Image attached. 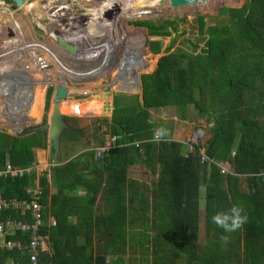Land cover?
<instances>
[{
    "label": "trees",
    "instance_id": "obj_1",
    "mask_svg": "<svg viewBox=\"0 0 264 264\" xmlns=\"http://www.w3.org/2000/svg\"><path fill=\"white\" fill-rule=\"evenodd\" d=\"M220 14L228 17L227 25L206 27L207 37L199 53H169L158 58L151 74L140 76V103L134 96L113 99L110 120L103 119L102 123H108L106 133L117 137L116 144L122 147L108 152L99 162L94 160L91 151L83 152L94 167V173L103 171L112 187V193L101 204L91 205L97 187L94 176L87 185H79L85 191L83 197L71 195L79 183L73 180L79 176L76 160L69 163L73 168L71 174L67 167L51 168L56 192L48 199V192L42 190L38 201L41 205L40 233L47 235L51 252L40 253L36 264H106L105 254L111 257L109 264H122L119 258L125 254L126 244H116L115 237L122 238L126 229L141 219H149L158 238L153 240L154 244L160 246L152 264H175L173 258L179 256H185L182 264H264V173L258 175L264 172V0H249L241 9H223ZM196 22L197 33L202 35V18L197 17ZM135 25L149 29L151 22H136ZM165 28L159 25V31L150 32V35L168 36ZM134 33L132 39L138 38L140 34L136 30ZM142 41L139 49L146 53V37L139 42ZM147 47L149 58L156 57L159 43L152 41ZM195 49L196 46H192L191 50ZM37 78L40 95L54 78L48 72ZM45 79L48 80L43 83ZM124 85L130 91H138V86H131L128 81H124ZM50 96L42 97L34 111L30 119L34 127L39 126L41 108L49 107ZM184 106L211 121L210 135L203 142L204 155L213 162L219 154L224 155L223 159L234 174L245 176L241 186L235 175L220 174L214 163H201L197 154L182 156L181 145L176 141L164 144L148 141L143 145V159L139 149L128 146L136 139H151L155 123L149 122L147 110ZM14 107L0 112V127L11 124L9 113L19 117L21 111H14ZM236 138L234 150L229 154L231 141ZM35 146L44 147V138L38 133L20 139L0 133V169L6 162L16 168L30 166L33 161L31 148ZM149 161L160 167L150 205L142 197V191L136 190L131 182L127 183L125 176L129 165L140 163L149 168ZM64 180H72V187H65ZM27 181L30 178L0 181L1 196L28 199L24 192ZM223 183L226 193L222 190ZM128 184H131L129 195L126 193ZM200 188L204 190L205 244L202 247L197 245ZM127 205L130 212H127ZM234 205L244 209L248 221L234 233H223L212 223L211 217L227 212ZM134 210H140L139 217L133 216ZM68 214L76 217L72 226L68 225ZM48 216L54 220L53 226L46 227ZM94 230H100L101 235L108 234L107 251L102 256H94L92 252ZM222 235L228 236L226 244L220 240ZM80 237L83 242L78 244ZM11 238L26 244L29 234L15 233ZM169 252L172 253L170 257ZM7 261L30 264L23 252L0 250V264Z\"/></svg>",
    "mask_w": 264,
    "mask_h": 264
},
{
    "label": "rangeland",
    "instance_id": "obj_2",
    "mask_svg": "<svg viewBox=\"0 0 264 264\" xmlns=\"http://www.w3.org/2000/svg\"><path fill=\"white\" fill-rule=\"evenodd\" d=\"M246 1L249 0L207 1L197 2L191 6L172 8L168 6L167 0H0V46L3 45L5 47L3 40L13 39L15 34L20 33L18 28L10 30V26L7 25L9 24L8 18L1 17L4 11L13 13L14 19L19 21L18 23L20 24V30L24 35L25 42L28 41L20 46H15V43L13 47H7L5 50L0 47V112L4 113L13 106H15L14 111L15 109H20L21 111L19 117H15L16 115L13 116L9 113L10 116L8 118L12 116L11 124L0 127L1 133L8 132L15 136H23L33 132L27 129L30 126V119H32L41 97V94L39 95V92L37 93V90L34 89V86L40 85V80L37 77H31V73L36 69L39 74L48 72V75H53V81L55 80L54 86L57 82L61 81L67 87L72 88L73 93L70 92L66 97L67 99L64 100L65 104L69 107L72 104L71 102L77 100L81 104L86 100L89 102L95 101L93 104L97 105L98 112L95 115H83L86 103L82 104V114L79 117L73 118L70 116L71 108L68 111L63 109L65 122L74 130L62 133L59 142V150H61H58L57 155L51 153L52 160H50L49 165L54 166L58 164L60 167L70 168L69 173L71 174L73 168L69 163H73L76 160L77 164L75 168L79 176L73 180L79 182L77 186L79 189H76L75 193L83 197L85 191L79 185L83 183L87 185L90 179L95 178L94 181L97 187L90 201L92 207H96L95 205L101 204L104 198L112 193L110 182H108L105 173L102 171L97 174L94 173V167L89 164L88 158L84 157L87 148L96 146L99 140L105 137L104 131L108 123L102 122H104L103 119L109 121L110 114L106 115L100 112L101 106H104L105 103L102 101V96L106 97L105 100L112 105L111 109H113V99L115 97L127 98L134 96L140 103L139 99L141 95L139 87L137 93L133 91L129 93V89L124 85V81H128L131 86L138 85L139 76L151 74L158 58L169 53H199L203 49L207 37L204 34L205 28L208 26L221 27L227 25L228 17L220 14V11L223 9H241ZM18 17L20 18L18 19ZM197 17L202 18L204 25L202 35L197 33ZM144 21L151 22L149 29L135 25L136 22ZM84 22H87V25L89 22H94L97 25L94 30L96 31V28L99 29L88 38L85 39L84 37L82 43H77L71 38L63 36L64 33L68 34L69 32L80 31L83 28ZM57 24L65 25V27H58ZM159 25H165V31L168 33V36L153 37L150 35V32L159 31ZM92 27V25L88 26L89 29ZM173 29H175V32H173ZM135 30L140 35L138 38L132 39L134 38L132 34H135ZM58 31L63 32L61 33L62 35L58 34ZM144 37L147 39L145 46L146 53L140 52L143 41H139ZM152 41L159 43L160 49L156 53V57L151 56L152 58H149L146 64L149 68L144 70V66L141 63L138 64L139 60L133 59L134 56L132 54H135L137 57H141V55L143 57L150 56L147 46ZM192 46H196L195 51L191 50ZM64 47L69 48L64 49ZM118 49L122 51V55L119 57L120 60L117 54ZM50 50L56 52L71 50L73 51L71 52L73 56L68 57V52L65 53V57H61V53H52L54 55H51ZM106 55L116 60H112L111 62V64H114L112 69L108 70L104 67L106 71L102 75V71L100 73L97 72V68H103L101 65ZM35 60L39 64L46 61L47 66L38 69V65L34 63ZM108 60L111 59H107L106 61ZM151 65L152 67L150 68ZM55 70L60 72L59 76L62 74L61 77L63 79H60V81L56 79L58 75L56 76ZM72 73L73 76L74 74L76 75L75 78L71 77ZM78 77L81 81H75V79L78 80ZM24 78L25 80L27 79L26 86L23 85ZM107 78H110L111 82ZM116 79H119V83H117ZM46 80L48 79H45L43 83L47 82ZM22 87L23 90L21 89ZM53 91L51 85L46 86L43 98L47 99L53 94ZM82 93L85 94V99H83ZM147 113L148 119L151 122L157 123L158 126L161 125L159 122L172 126L170 137L174 140H190L194 145H201L210 135L208 130L211 127V121L207 120L206 116H198L189 106L180 108L164 107L147 110ZM48 116V108L43 106L39 122L44 121ZM66 119H73L74 121L70 123ZM1 121H4V119ZM164 128L168 129V127ZM78 129L81 132H78ZM196 129H202L203 132L200 137L196 136L197 141H193V136L197 133ZM236 140L237 138L231 141L229 154L233 152ZM44 143H46L45 138ZM86 144L88 146L84 148ZM182 151L180 154L184 155L185 149H182ZM42 155L43 153H41ZM141 156L142 158L144 157L143 151ZM223 156L219 154L217 161L221 163L227 162L223 159ZM37 160L41 162L42 158ZM148 167L142 164L129 167L127 183L131 182L136 187V190L142 191V197L150 205L153 191H155V175L159 173V166L154 161H149ZM49 173H51V170L48 172V176ZM47 178L42 177L40 179ZM63 182L65 187L68 188L71 186L72 180H64ZM130 186L131 184H128L126 187L128 195L131 192ZM239 186H241V183ZM50 188H52V185ZM222 190L226 193L224 183ZM203 194L204 190L200 188L197 205V245L201 247L205 244L204 214L203 208L199 206L203 200ZM134 203L138 204L135 200ZM137 207L138 205H135L136 209ZM129 208L127 205V212ZM139 212L140 210H134L132 214L134 217H139ZM69 223V226H71L72 222ZM94 231L96 233L92 237V252L94 256H102L107 251L108 234L101 235L100 230ZM96 238H99V240ZM155 238L158 239L156 232L151 229L149 219L148 221L141 219L140 222L135 221V223H132L126 229V233L122 238L115 237L116 244H126V252L119 258L121 263L152 264V258L158 253L160 247L154 244L153 240ZM82 242L83 238L77 239L78 244ZM162 248H165V245H162ZM238 249L240 250V245H238ZM171 254L169 252L168 257ZM104 257L107 259V264H109L111 257L108 254H105ZM173 259L175 264H182L185 256Z\"/></svg>",
    "mask_w": 264,
    "mask_h": 264
},
{
    "label": "clouds",
    "instance_id": "obj_3",
    "mask_svg": "<svg viewBox=\"0 0 264 264\" xmlns=\"http://www.w3.org/2000/svg\"><path fill=\"white\" fill-rule=\"evenodd\" d=\"M139 78H140V76H139ZM138 87L140 89V81H139V86ZM69 93L70 92H67V95ZM67 95H66V97H67ZM81 95H82V97H84L83 99H85V94L82 93ZM66 97L64 98V100L67 99ZM64 100H62L63 103H65ZM68 103H70V102H68ZM71 103H72L71 104L72 106L73 105H76V104H79V106H80V112H79L78 115H72V112H70L71 113L70 116L73 117V118L74 117H79V115L82 114V112H81V110H82L81 109L82 104L84 105L85 102L81 104L77 100V101H73ZM72 106L70 107L71 109H72ZM103 107L104 106H101V110H100L101 113H103L102 112ZM86 108H88V109H85V112L83 113V115H85V116L95 115V114H91V112H90L91 109H92V104H90L89 106H86ZM111 108H112V106H111ZM95 109H97V108H95ZM111 112H112V109L109 112L110 116H111ZM106 115H108V114H106ZM64 118H65V116H64ZM149 122H151V121L149 120ZM40 123L41 122H39V124ZM152 123H154V122H152ZM160 123H161V125L163 127L159 128L160 125L159 126L157 125L156 128H153L151 130L152 131L151 132V139H146V138L145 139H141V140H137L136 139V140L131 141L128 144V146H133L134 148L139 149L141 159H143L142 156H141V153L144 150L143 145L145 143H147L148 141H151V142H154V143H157V144L158 143H163L164 144V143H167V142L176 141L177 143H179L181 145L180 148H179L181 153L183 152L182 149H185L184 155L181 154L182 156L185 157L188 154H197V156L200 158L199 150H202L203 151L202 152L203 153L202 155H204V147H203V144H201V145H194L190 140H184V141L174 140V139H172L170 137L171 136L170 129L172 128V126H170L169 124H164L163 122H160ZM155 125H156V123H155ZM164 127H168V129H166ZM70 128H71L70 131L74 130L72 127H70ZM79 130L80 129H78V131ZM196 130H197V133L194 134L193 141H197L196 136L198 135L200 137L201 133L203 132L202 129H196ZM70 131H68V132H70ZM1 132L2 131H0V133ZM35 133L36 132L33 131V132L28 133V134L23 135V136H15V135H13L11 133H8V132H6V133L4 132V133H1V134L8 135V136L13 137L15 139H20V138H24V137H27L29 135L35 134ZM104 133H105V137H103L102 139H100L99 140V143L96 146L90 147V148H87L86 149V151H91L92 152L93 158L97 162H99L100 160H102L104 158V156L108 152H111V151H113L115 149H118V148H121L122 147L121 144L120 145L116 144L117 137L109 135L108 133H106V130L104 131ZM38 134H40V133H38ZM40 135H42V134H40ZM42 136H43V138H45V142H46L45 135H42ZM59 142H60V138H59ZM86 147L87 146H85L84 148H86ZM59 148L60 147L58 146V149ZM33 149H36L35 150V153H36V151H39L40 153L45 154L46 155L45 161L40 162V161L35 160V158H34L35 155H34V152L32 151ZM100 149H102V151H101V154H100V158H98V157L95 156V153H96V150H100ZM43 151H45V152H43ZM51 153L54 154V152H51ZM51 153L48 155L46 143H44V147L43 148L36 147V146L35 147H32L31 148V155H32V160L33 161H32V164L30 166H27L25 168H16V167L11 166L8 162H6L4 164V167L2 169H0V170H4L6 166H10L11 168L22 170L23 171L22 172V175L21 176H16V177H6L5 179H2L0 181L7 180V179H19V178H22V177H27V178H30V181L32 182V184H30V181H27L24 184V189H25L24 192H25V194H26V190L31 189V188L32 189L33 188H39V189H41V192H42V190H46L48 192V185H49V183H50V185H52V179L50 178L51 173H49V176H48V172H50L51 168H53L54 166H57L58 165V164H56L54 166L53 165H49ZM204 157H205V155H204ZM205 158H206L207 163L210 165V163H212L211 159H207V157H205ZM206 161H204V162H206ZM215 162H216L215 165L218 168V171H219L220 174H222L224 176L227 175V174L233 175V176L235 175L234 172H233V170H232V167L227 162H222L221 163L220 161H217V160H215ZM136 164H140V163H136ZM158 168L160 170V167H158ZM27 170H29V172H27ZM263 173L264 172L261 171L258 175H261ZM156 174H158V173H156ZM125 176H126V172H125ZM157 176L158 175H155V181L157 179ZM235 176L239 180V184L244 182V179H245V176L244 175H241V176L235 175ZM42 177H45V178L48 177V178L47 179H40ZM36 178H38L39 183L35 182V179ZM126 180L128 181L127 178H126ZM155 181H154V183H155ZM0 195H1V190H0ZM3 199H6V198H3ZM11 199H13V198H11ZM15 200H17V199H15ZM199 206L201 208L204 207L203 200L201 201V203H200ZM243 213H244V209L241 206L234 205L227 212L217 213V214L213 215L211 217V221H212L213 224L216 225L217 228L221 229L223 231V233H234V232L240 230L247 223V221H248L247 215L246 214H243ZM2 215L5 216L6 214H2ZM11 216L15 220L16 219L18 220V219L21 218L18 214L16 215V214L11 213ZM13 216H17V218H14ZM24 218L26 219V217H24ZM53 225H54V220L50 216H48L47 217V220H46V227H50V226H53ZM41 226H42V224H40L39 227H38L39 233H40ZM40 234H42V233H40ZM42 235L46 237V244H47L46 245V251L43 252V253L49 254L51 251H50V247H49L48 237H47L46 234H42ZM220 240L224 244H226L227 241H228V236L227 235H222L220 237ZM105 263L107 264V259L105 260Z\"/></svg>",
    "mask_w": 264,
    "mask_h": 264
},
{
    "label": "built area",
    "instance_id": "obj_4",
    "mask_svg": "<svg viewBox=\"0 0 264 264\" xmlns=\"http://www.w3.org/2000/svg\"><path fill=\"white\" fill-rule=\"evenodd\" d=\"M72 115H78L80 112L79 104L73 105ZM102 149L96 150L95 156L100 158ZM203 151L199 150L200 162L206 161ZM216 164V162L212 161ZM22 170L6 166L0 170V180L6 177H16L22 175ZM29 172V170H27ZM28 199H3L0 195V250L15 249L18 252L27 254L30 264H36V259L40 253L46 251V237L39 233L38 227L41 224V205L38 203L41 189L31 188L26 190ZM11 213L18 214L20 219H13ZM2 214H6L3 216ZM26 217V219L24 218ZM29 218V219H28ZM52 223V222H51ZM19 233L20 235L29 234L26 244H22L19 239L11 237Z\"/></svg>",
    "mask_w": 264,
    "mask_h": 264
},
{
    "label": "water",
    "instance_id": "obj_5",
    "mask_svg": "<svg viewBox=\"0 0 264 264\" xmlns=\"http://www.w3.org/2000/svg\"><path fill=\"white\" fill-rule=\"evenodd\" d=\"M207 1H216V0H167L168 6L172 8L182 7L185 5H193L197 2H207ZM66 90L63 88H57L54 91V100L56 103L63 100L66 97ZM96 104H92L91 114H97ZM111 106L107 101L104 103V107L102 112L104 114H109ZM71 128L66 124L64 116L59 114L57 111V107L55 106L47 119L42 121L39 126L34 130L36 133H40L45 135L46 137V145H47V153L48 155L51 152L55 154L58 153L59 146V138L64 131H70Z\"/></svg>",
    "mask_w": 264,
    "mask_h": 264
},
{
    "label": "bare ground",
    "instance_id": "obj_6",
    "mask_svg": "<svg viewBox=\"0 0 264 264\" xmlns=\"http://www.w3.org/2000/svg\"><path fill=\"white\" fill-rule=\"evenodd\" d=\"M218 0H216V2H217ZM131 5V4H130ZM129 5V6H130ZM185 6H191V5H185ZM178 8H181V7H178ZM87 9V8H86ZM90 9V8H89ZM50 17V16H49ZM88 17H90V16H88ZM8 18V20H9V24H7L8 26H10V30H14V29H17L18 28V30L20 31V33L19 34H15V36H14V38L12 39H10V40H3V44L5 45V47L3 46V45H1L0 47H2V48H4V50L5 49H7V47L8 48H10V47H13L14 45H15V43H16V45L15 46H20V45H22L23 43H27L28 41H26L25 42V38H24V35L22 34V31L20 30L21 29V27H20V24L18 23L19 21H17L16 19H14V16H10V17H7ZM20 17H18V19H19ZM5 20V19H4ZM12 21V22H11ZM21 21V20H20ZM3 22H5V21H3ZM22 22V21H21ZM6 23V22H5ZM22 24V23H21ZM90 25H92L93 27L91 28V29H89L88 28V26H90ZM24 26V25H23ZM22 26V27H23ZM57 26L58 27H65V25H62V24H57ZM97 25H96V23H91V22H89V24L87 25V22H84L83 23V28L80 30V31H77V32H69L68 34H66V33H64L63 34V36L65 35V36H67L68 38H71L73 41H75V42H77V43H82V40H83V38L85 37V39L86 38H88L90 35H92L93 33H95L99 28H96V31L94 30L95 29V27H96ZM8 29V28H7ZM27 30V29H26ZM25 32V31H24ZM65 32V31H64ZM61 33H63V32H59L58 31V34H61ZM88 34H90V35H88ZM62 35V34H61ZM15 37H16V39H15ZM63 39V38H62ZM26 40H28V39H26ZM63 40H65V41H68V40H66V39H63ZM0 41H1V39H0ZM19 41V42H18ZM81 41V42H80ZM10 42H11V44H10ZM69 42V41H68ZM69 47H64V49H68ZM2 50V49H1ZM53 53H57V54H59V53H61V57H65L66 55H65V53L66 52H68V55L69 56H71L73 53H71V52H73V51H71V50H67V51H63V50H61V51H59V52H56V51H52ZM68 56V57H69ZM67 57V58H68ZM67 58H65V59H67ZM69 60V59H68ZM37 60H35V64H37L38 65V69H40V67L42 68L44 65H46L47 64V62L45 63V61H44V63H42V64H39V63H37L36 62ZM89 62H90V60H89ZM86 65H87V63H86ZM101 67H103V66H101ZM112 67V66H111ZM64 68V67H63ZM94 69H95V67H94ZM98 70L97 71H99V72H101L102 71V73L104 72V71H106V69L103 67V68H97ZM108 70H110V69H108ZM38 70L36 69V70H34L32 73H31V77L32 78H34V77H37L38 75H39V73L37 72ZM72 76H73V73H72ZM74 76H76L75 74H74ZM23 85L24 86H26L27 85V79L26 80H24V83H23ZM22 85V86H23ZM23 88V87H22ZM57 88H63V89H65L66 90V93L67 92H69V89H68V87L63 83V82H58L57 83V85H56V87H55V90L57 89ZM34 89H36L37 90V86H34ZM64 100V99H63ZM62 100L61 101H59V103H56V101L54 100V93L52 94V97H51V100H50V105H49V109H48V112H49V115H50V113L52 112V110L54 109V107L56 106L57 107V111H58V113L59 114H63V109L64 110H66L64 107H63V105H62ZM67 111V110H66ZM38 127V126H37ZM37 127H35V128H32L31 130H36V128Z\"/></svg>",
    "mask_w": 264,
    "mask_h": 264
},
{
    "label": "crops",
    "instance_id": "obj_7",
    "mask_svg": "<svg viewBox=\"0 0 264 264\" xmlns=\"http://www.w3.org/2000/svg\"><path fill=\"white\" fill-rule=\"evenodd\" d=\"M134 57H133V59H138L139 60V63L138 64H142L144 67V70L145 69H147V63H148V61H149V56H145V57H143V56H141V57H137L135 54H132ZM120 56H118V58H119ZM119 60H120V58H119ZM130 64H132V63H130ZM134 64H137V63H134ZM113 66L114 65H112V67L110 66L109 68H107V69H112L113 68ZM128 67H131V66H128ZM63 70V69H62ZM144 72V71H143ZM143 72H141V73H143ZM59 71H58V76H57V81L59 80L60 81V79H63L61 76H62V74L59 76ZM105 76V75H104ZM71 77H76V76H72L71 75ZM108 77H110V76H108ZM108 80L110 79V78H107ZM117 80V83H119V79H116ZM75 81H81L80 79H79V77H78V80H76L75 79ZM110 81V80H109ZM114 81V80H113ZM111 82V81H110ZM58 83V82H57ZM57 83H56V85H57ZM64 83V82H63ZM54 84H55V80L51 83V84H48V85H51L52 87H53V90L55 91V87H56V85L54 86ZM65 84V83H64ZM47 85V86H48ZM135 86H139V83H138V85H135ZM129 87L127 86V89H128ZM68 89H69V92H72V88H69L68 87ZM54 91H53V93H54ZM138 92V91H137ZM136 92V93H137ZM129 93H130V90H129ZM43 94H44V92H42V94H41V97H40V101H41V99H42V97H43ZM51 97H52V94H51V96H50V100H51ZM98 97H100V96H98ZM106 99V97H104V96H102V101L103 102H107V100H105ZM140 100V99H139ZM40 101H39V103H40ZM139 102V101H138ZM38 103V104H39ZM62 103V102H61ZM85 107L86 106H89L90 104H93V103H95V101H92V102H89L88 100H86L85 101ZM49 105H50V101H49ZM62 105H63V107L68 111L69 110V108L72 106H68V105H66L65 103H62ZM48 109H49V107H48ZM86 109H88V108H86ZM158 109H161V108H158ZM36 110V109H35ZM149 110H154V109H149ZM148 110V111H149ZM172 120H173V118H172ZM160 123V122H159ZM31 127V128H30ZM157 127V124H156V126H154V128H156ZM28 128V127H27ZM30 128V129H29ZM29 128L27 129V130H31L32 128H35L34 126H33V123H31L30 122V126H29ZM31 131H34V130H31ZM35 150L36 149H33L32 151L34 152V158H35V160H37V159H40V158H42V161L41 162H43V161H45V158H46V155L45 154H43L42 156H41V153L39 152V151H37L36 153H35ZM59 150V149H58ZM61 150V149H60ZM59 150V151H60ZM50 160H52V156L50 157ZM37 161H39V160H37ZM133 165H137V164H132V165H129L127 168H126V178L129 176V174H128V172H129V170H130V168L129 167H131V166H133ZM128 179V178H127ZM35 182H37V183H39V181H38V178H36L35 179ZM51 187V185H50V183H49V185H48V194H47V197H48V199H49V196H51V195H54L55 194V190H54V188L52 187V188H50ZM112 188V187H111ZM76 189H79V187H75V188H73L72 189V192H71V195H74V196H79L77 193H75V191H76ZM69 193V192H68ZM72 210H73V208H72ZM75 216L74 215H70V214H68V216H67V221H68V225L70 224L69 222H72V225H74L75 224ZM71 225V226H72ZM50 247V246H49ZM50 251H51V248H50ZM11 262L10 261H7V263L6 264H10Z\"/></svg>",
    "mask_w": 264,
    "mask_h": 264
},
{
    "label": "flooded vegetation",
    "instance_id": "obj_8",
    "mask_svg": "<svg viewBox=\"0 0 264 264\" xmlns=\"http://www.w3.org/2000/svg\"><path fill=\"white\" fill-rule=\"evenodd\" d=\"M7 14H8V15H7ZM12 14H13L12 12L4 11V12H3V15H2L1 17H3V18H7V17H10V16H13ZM88 35H90V34H88ZM50 51L52 52V50H50ZM52 53H53V52H52ZM117 54L121 57V55H122V51H121V49H118ZM53 55H54V54H53ZM108 55H110V54H108ZM72 56H73V54H72ZM106 56H107V55H106ZM106 56L103 58V61H102V65H101V66H103V67H105V68H109L111 65H114V64H111L112 60H116V59L110 58L109 56L106 57ZM69 57H70V56H69ZM107 59H111V60L106 61ZM109 64H111V65H109ZM55 72L57 73V70H55ZM97 72H99V71H97ZM99 73H100V72H99ZM101 74L103 75L102 72H101ZM24 80H25V78H24Z\"/></svg>",
    "mask_w": 264,
    "mask_h": 264
}]
</instances>
